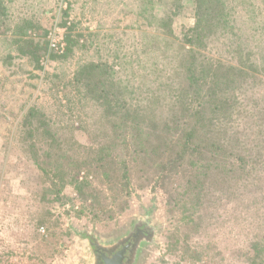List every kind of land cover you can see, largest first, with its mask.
Returning a JSON list of instances; mask_svg holds the SVG:
<instances>
[{"label":"rangeland","instance_id":"rangeland-1","mask_svg":"<svg viewBox=\"0 0 264 264\" xmlns=\"http://www.w3.org/2000/svg\"><path fill=\"white\" fill-rule=\"evenodd\" d=\"M236 2L242 40H251L254 50L258 54L262 50L264 56V0ZM8 4L12 23L28 20L32 27L24 34L17 29L0 35V243L5 256L16 254L23 264H82L91 252L88 237L104 241L148 220L155 241L144 246L137 264H264V168L255 158L264 153V142L250 128V120L264 121V73H258L261 83L259 79L242 91L238 109L246 106L247 114L235 117L238 127L246 129L249 145L259 149L248 160L249 165L255 162L250 175H241L237 162L230 159L225 182H215L198 205L181 198L184 206L169 203L159 183L155 179L142 183L138 172L133 173L127 193L118 186L110 191L101 176L97 180L91 175L87 179L99 195L94 211L92 199L82 200L72 181L61 186L55 169L46 166L41 172L32 161L36 148L41 152L47 145L38 135L30 149L20 125L23 113L32 104L39 107L52 118L51 129L62 140L58 147L83 158L100 141L92 137L100 108L77 93L73 78L78 66L120 61L122 66L114 68L133 89L131 96L135 101L148 100L146 85L163 87L179 78L173 71L176 63L170 66L163 56L174 59L182 52L184 33L194 23L192 0H10ZM161 16L172 17L169 27H158L155 20ZM54 28L61 31L64 48L66 36L77 39L70 54L50 47L48 34ZM18 38L44 46L38 62L18 50ZM221 45L216 39L207 52L216 57L224 50ZM168 93L173 94V86ZM161 97L165 99V93ZM156 102L162 104L159 98ZM183 176L168 183L176 196L183 188ZM104 210L108 214L103 215Z\"/></svg>","mask_w":264,"mask_h":264},{"label":"trees","instance_id":"trees-1","mask_svg":"<svg viewBox=\"0 0 264 264\" xmlns=\"http://www.w3.org/2000/svg\"><path fill=\"white\" fill-rule=\"evenodd\" d=\"M9 1L0 0V35L6 36L17 29L24 34L31 29L32 22L12 23ZM192 4L194 23L184 33L182 52L174 59L163 56L170 66L176 63L174 68L178 72L173 71L179 78L163 87L146 85L150 91L148 100L135 101L131 96L133 89H128L114 68L117 64L122 66L120 61L116 64L88 61L78 66L73 78L77 93L100 108L99 124L92 135L100 141L83 158L58 147L62 140L51 129L52 118L39 107L32 104L23 113L20 125L30 149L38 135L47 145L41 152L36 148L32 161L41 172H45L46 166L55 169L61 186L72 181L82 200L92 199L90 205L94 211L99 195L87 179L91 175L97 180L101 176L108 190L118 186L127 193L133 173L138 172L142 183L155 179L169 203L184 206L181 198L198 205L215 182H225L233 163L230 159L237 162L241 175L247 177L254 171L255 162L249 165L248 160L259 149L249 145L246 129L238 127L235 117L239 113L247 114L246 106L243 111L238 109L242 91L253 87L260 79L258 73H264L262 50L258 54L251 40H242L236 0H192ZM240 8L245 7L241 4ZM171 20V16H161L155 21L159 22V28H167ZM216 39L222 42L224 50L214 57L207 49ZM66 40L65 56L78 43L69 35ZM16 41L20 44L18 50L36 62L45 51L43 45L31 39ZM171 86L172 95L168 93ZM161 93H165V99ZM158 98L162 104L156 102ZM250 128L255 129L253 136L260 135L264 142L263 119L250 120ZM260 153L255 158H260L257 165L264 168V153ZM81 172L85 174L79 179ZM176 175H185L177 196L168 188L170 179ZM50 182L56 185L55 179Z\"/></svg>","mask_w":264,"mask_h":264},{"label":"water","instance_id":"water-1","mask_svg":"<svg viewBox=\"0 0 264 264\" xmlns=\"http://www.w3.org/2000/svg\"><path fill=\"white\" fill-rule=\"evenodd\" d=\"M139 226L107 240H95L82 264H137L145 245L155 241V234H144Z\"/></svg>","mask_w":264,"mask_h":264},{"label":"built area","instance_id":"built-area-1","mask_svg":"<svg viewBox=\"0 0 264 264\" xmlns=\"http://www.w3.org/2000/svg\"><path fill=\"white\" fill-rule=\"evenodd\" d=\"M48 40L50 47L55 51L61 53L64 49V39L59 28H54L52 32L48 34ZM0 264H23L16 254L5 256L3 248L0 243Z\"/></svg>","mask_w":264,"mask_h":264},{"label":"flooded vegetation","instance_id":"flooded-vegetation-1","mask_svg":"<svg viewBox=\"0 0 264 264\" xmlns=\"http://www.w3.org/2000/svg\"><path fill=\"white\" fill-rule=\"evenodd\" d=\"M135 226L136 227L139 226L138 229H141L144 234L154 233V229L150 226V223L148 220H144V222L139 221L135 224ZM88 240H89L88 244L91 245L92 244L91 238L88 237Z\"/></svg>","mask_w":264,"mask_h":264}]
</instances>
